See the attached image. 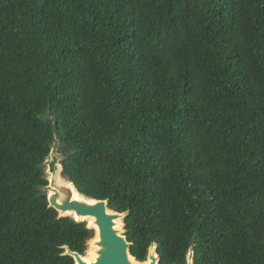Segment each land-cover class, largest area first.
Here are the masks:
<instances>
[{"label": "trees", "instance_id": "1", "mask_svg": "<svg viewBox=\"0 0 264 264\" xmlns=\"http://www.w3.org/2000/svg\"><path fill=\"white\" fill-rule=\"evenodd\" d=\"M125 213L131 254L264 264V0H0V264H75L46 160Z\"/></svg>", "mask_w": 264, "mask_h": 264}, {"label": "water", "instance_id": "2", "mask_svg": "<svg viewBox=\"0 0 264 264\" xmlns=\"http://www.w3.org/2000/svg\"><path fill=\"white\" fill-rule=\"evenodd\" d=\"M57 168L51 170L53 179L51 178L52 180H50L48 177L49 206L55 208L60 216H71L77 221L87 222L84 218L94 217L99 233V240L96 241L98 250L95 261L88 262L84 259L86 253L84 255L80 254L71 250L68 246L66 247V254L74 257L75 264H132L131 258L134 257L130 252L132 243L128 241L127 236L121 230L116 228L117 220L121 219L124 223L126 214L110 209L108 200L93 199L83 195L70 180H68L70 183H61L56 179L59 172ZM71 184H74V188L85 199L74 198L75 189ZM72 213L75 214V217L71 215ZM87 225L89 228L96 230L88 222ZM193 254L194 252L191 250L188 255L187 264H194ZM148 259L151 260L150 264H160V255L155 245L150 248Z\"/></svg>", "mask_w": 264, "mask_h": 264}, {"label": "bare ground", "instance_id": "3", "mask_svg": "<svg viewBox=\"0 0 264 264\" xmlns=\"http://www.w3.org/2000/svg\"><path fill=\"white\" fill-rule=\"evenodd\" d=\"M57 167H58L57 169H58L59 172H58V175H57L56 179H58V181H60L61 183H70V181H68V179L64 176V174H61L62 165L58 164ZM52 177H53V173L50 175V180L53 179ZM71 185L74 188V184H71ZM74 198H76V199H85V197L81 193H79L76 189H75V192H74ZM71 215L75 217L74 213H72ZM84 219L90 225H92L93 227L96 228V235L94 236V238H92L90 240L87 252H86V254L84 256L85 260H87L88 262H92V261H95L96 258H97L98 245L96 244V241L99 240V233H98V228L95 225V218L94 217H86ZM122 226H123V221L121 219L117 220L116 228L121 230ZM131 260H132V264H150V261H151L150 259L145 260V261H139V260L135 259L134 257H132Z\"/></svg>", "mask_w": 264, "mask_h": 264}, {"label": "rangeland", "instance_id": "4", "mask_svg": "<svg viewBox=\"0 0 264 264\" xmlns=\"http://www.w3.org/2000/svg\"><path fill=\"white\" fill-rule=\"evenodd\" d=\"M65 156H66V153H65L63 146L60 144L59 140L56 139V141L53 144L51 154L49 155L48 159L46 160V172H47V175L49 178H50V175L52 174L51 170L56 168L58 166V164L62 165V160L65 158ZM61 174H63V171L61 172ZM121 232L125 233L124 223H123ZM95 235H96V230H95L94 236ZM90 240L88 241V246H89Z\"/></svg>", "mask_w": 264, "mask_h": 264}]
</instances>
